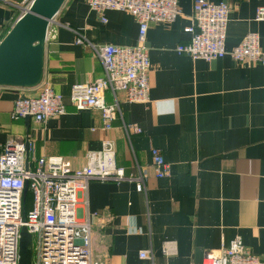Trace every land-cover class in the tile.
I'll use <instances>...</instances> for the list:
<instances>
[{"label":"crops","instance_id":"obj_1","mask_svg":"<svg viewBox=\"0 0 264 264\" xmlns=\"http://www.w3.org/2000/svg\"><path fill=\"white\" fill-rule=\"evenodd\" d=\"M7 1L0 0V37L23 13L19 6L31 0ZM210 1L231 6L228 49L249 32L259 34L264 48V20L255 18L264 0ZM179 2L182 13L174 22L152 23L148 30L149 101L132 102L123 90L105 92L108 103L119 105L110 131L103 130L98 109L77 110L70 95L74 84L105 74L93 45L137 44L138 21L127 11L107 10L103 21L87 0H66L55 16L58 36L45 43L42 82L63 94L65 114L45 123L14 121L15 100L38 91L0 87V152L11 137H27L30 158L63 156L81 167L87 152L110 137L117 166L127 175L147 172L143 190L135 180L89 185L93 234L104 264H196L238 237L264 258V64L179 53L178 45L191 40L186 28L194 22V0ZM79 35L86 44L76 42ZM153 148L170 164V177L156 176ZM166 241H175L174 254L163 252ZM141 250L153 258L142 261Z\"/></svg>","mask_w":264,"mask_h":264},{"label":"built area","instance_id":"obj_2","mask_svg":"<svg viewBox=\"0 0 264 264\" xmlns=\"http://www.w3.org/2000/svg\"><path fill=\"white\" fill-rule=\"evenodd\" d=\"M87 2L103 21L107 20L105 12L113 9L127 11L138 21L137 44L93 45L105 74L93 82L77 83L72 87L70 101L74 107L77 110L98 109L103 130L110 131L119 105L108 103L105 92L123 90L132 102L149 101V27L152 23L174 22L182 10L179 0ZM28 5L19 7L24 10ZM230 10L227 2L194 0V22L186 28L191 40L187 44H179L177 51L195 59L215 60L230 56L240 63L264 64V48L257 32H249L240 44L227 48ZM255 18L264 20V5L257 8ZM57 36L58 25L54 17L49 24L46 41L54 40ZM76 42L87 43L81 35ZM35 88L38 91L35 96L23 93L15 100L10 113L12 120L30 116L39 123H45L49 118L66 113L62 93L55 91L48 82L41 81ZM129 127L138 133L142 131L137 126ZM32 150L29 138L14 136L0 152V264H20V240L24 226L32 234L30 264H104L94 259L92 217L96 213L91 212L89 207V185L93 180H135L137 188L143 190L147 172L141 171L137 176L127 175L123 167L117 166L116 142L110 137L102 141L100 149L87 152L86 164L81 167L63 156L30 158L29 152ZM152 158L156 176L170 177V164L160 149H152ZM26 186L33 195L29 209L25 208ZM163 252L166 255L174 254L175 241H166ZM139 257L142 261L153 258L150 250H141ZM196 264H264V258L247 249L238 237L230 245L222 246L218 252H208L205 259Z\"/></svg>","mask_w":264,"mask_h":264},{"label":"water","instance_id":"obj_3","mask_svg":"<svg viewBox=\"0 0 264 264\" xmlns=\"http://www.w3.org/2000/svg\"><path fill=\"white\" fill-rule=\"evenodd\" d=\"M66 0H32L0 41V87H35L43 79L47 31ZM28 125L31 117L27 116ZM28 187L24 191V199ZM32 234L22 228L20 264L32 259Z\"/></svg>","mask_w":264,"mask_h":264},{"label":"trees","instance_id":"obj_4","mask_svg":"<svg viewBox=\"0 0 264 264\" xmlns=\"http://www.w3.org/2000/svg\"><path fill=\"white\" fill-rule=\"evenodd\" d=\"M16 20V19H15ZM14 20V21H15ZM12 24L10 26H8V28H6L1 37H0V41L5 37V35L8 33V31L10 30ZM32 192L30 190L27 191V195H26V198H25V208L26 209H29L31 207V203H32Z\"/></svg>","mask_w":264,"mask_h":264},{"label":"rangeland","instance_id":"obj_5","mask_svg":"<svg viewBox=\"0 0 264 264\" xmlns=\"http://www.w3.org/2000/svg\"><path fill=\"white\" fill-rule=\"evenodd\" d=\"M29 2H30V1H29ZM29 2H27L26 4L28 5ZM26 4H25V5H26ZM22 11H23V10H22ZM20 13H22V12H20ZM31 96H35V95L33 94V95H31ZM94 249H95V250H94V253H95V258H94V259H95L96 261L103 262V261H102V258H101L100 255H99V252H98V245L95 244V238H94ZM103 263H104V262H103Z\"/></svg>","mask_w":264,"mask_h":264}]
</instances>
